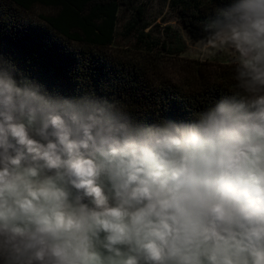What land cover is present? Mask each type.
Returning a JSON list of instances; mask_svg holds the SVG:
<instances>
[{
	"label": "clouds",
	"instance_id": "1",
	"mask_svg": "<svg viewBox=\"0 0 264 264\" xmlns=\"http://www.w3.org/2000/svg\"><path fill=\"white\" fill-rule=\"evenodd\" d=\"M203 32L234 87L192 123L53 96L0 57V264H264V0Z\"/></svg>",
	"mask_w": 264,
	"mask_h": 264
},
{
	"label": "trees",
	"instance_id": "2",
	"mask_svg": "<svg viewBox=\"0 0 264 264\" xmlns=\"http://www.w3.org/2000/svg\"><path fill=\"white\" fill-rule=\"evenodd\" d=\"M171 3L198 41L209 39L204 23L229 0ZM127 8L136 12L134 24L144 21L141 0H0V57L18 79L27 77L53 96L94 94L144 125L195 122L199 113L233 95L230 64L177 58L181 51L155 53V43L140 30L148 49L115 47L120 13Z\"/></svg>",
	"mask_w": 264,
	"mask_h": 264
},
{
	"label": "rangeland",
	"instance_id": "3",
	"mask_svg": "<svg viewBox=\"0 0 264 264\" xmlns=\"http://www.w3.org/2000/svg\"><path fill=\"white\" fill-rule=\"evenodd\" d=\"M141 2L145 8V19L142 22L133 23L136 18L133 8L121 11L115 47L148 49L139 37L138 30H140L148 34L146 40L155 43L152 50L155 53L175 56L181 51L177 58L230 64L232 53L229 49L218 51L215 42L210 39L194 41L190 38L177 18V5L171 3V0H141Z\"/></svg>",
	"mask_w": 264,
	"mask_h": 264
}]
</instances>
